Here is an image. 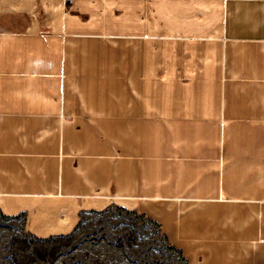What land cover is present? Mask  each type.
Instances as JSON below:
<instances>
[{"label":"crops","instance_id":"crops-1","mask_svg":"<svg viewBox=\"0 0 264 264\" xmlns=\"http://www.w3.org/2000/svg\"><path fill=\"white\" fill-rule=\"evenodd\" d=\"M0 199L133 207L185 264H264V0H0Z\"/></svg>","mask_w":264,"mask_h":264},{"label":"rangeland","instance_id":"rangeland-1","mask_svg":"<svg viewBox=\"0 0 264 264\" xmlns=\"http://www.w3.org/2000/svg\"><path fill=\"white\" fill-rule=\"evenodd\" d=\"M115 13L123 18V11ZM103 14L101 18L111 22V12ZM104 21L101 22L103 27ZM104 31L138 33L142 29L115 26ZM0 264L185 262L158 228L137 211L128 207L106 206L99 210H82L80 221L72 233L50 238H40L27 231L24 214L16 217L0 214Z\"/></svg>","mask_w":264,"mask_h":264},{"label":"bare ground","instance_id":"bare-ground-1","mask_svg":"<svg viewBox=\"0 0 264 264\" xmlns=\"http://www.w3.org/2000/svg\"><path fill=\"white\" fill-rule=\"evenodd\" d=\"M104 207L106 206L0 199V214L11 217L26 215L27 231L40 238L68 235L77 227L82 210H99ZM128 208L135 210L133 207Z\"/></svg>","mask_w":264,"mask_h":264}]
</instances>
